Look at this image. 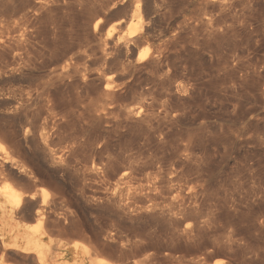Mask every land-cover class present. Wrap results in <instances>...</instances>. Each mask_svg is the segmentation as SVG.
<instances>
[{
    "label": "rangeland",
    "instance_id": "1",
    "mask_svg": "<svg viewBox=\"0 0 264 264\" xmlns=\"http://www.w3.org/2000/svg\"><path fill=\"white\" fill-rule=\"evenodd\" d=\"M44 1L0 0V41H19L24 31L22 58L31 65L26 81L8 68L0 75V111L9 107L7 95L33 93L60 66L79 75L69 73L63 86L54 78V111L62 117L55 115L52 132L59 128L73 173L58 191L38 184L48 196L46 212L79 220L88 237L92 230L113 235L131 251L130 261L146 255L157 262L151 264H175L170 256L186 264H264V0H147L157 26L130 44L133 54L107 36L119 19L94 29L95 18L118 0ZM121 1L107 18L134 2ZM147 48L146 62H134ZM108 75L117 85L106 99Z\"/></svg>",
    "mask_w": 264,
    "mask_h": 264
},
{
    "label": "bare ground",
    "instance_id": "2",
    "mask_svg": "<svg viewBox=\"0 0 264 264\" xmlns=\"http://www.w3.org/2000/svg\"><path fill=\"white\" fill-rule=\"evenodd\" d=\"M42 1L43 0H37V2L39 4ZM99 1H101V2L98 4L102 3L103 5L105 4V2H107V4H108V2H110L108 0H99ZM118 1L112 2L111 6L109 5L111 7L110 10H117V8L120 5H123L122 1L121 2H118ZM150 1L152 2V0H150ZM202 1H204V0H202ZM153 2H155V1H153ZM212 2H213V0H212ZM83 3H85V1L82 2V4ZM146 3H147V0H134V2L131 5L127 6V8H125L123 10L122 9L118 10L117 12L113 13L109 18H107V15H109L110 10L107 9L103 12V15L99 16V18L95 16L96 17L95 19H97V20L94 23V29H96L97 27H100L99 25L103 21L107 22L110 19L111 20L112 19H119L117 21L112 22L111 25L109 24L110 21L108 22L109 27H107L108 29L106 28L108 30L107 31L108 35H107V32L105 35H107L110 38L113 36L116 38L118 37L115 40H117L116 42H117V45H119V50L123 51V52L121 51V53H124V50H125L127 52L130 51V53L133 54V50L130 49V44L132 42L134 43L135 40L138 43L139 40H142L146 36L149 37V34L153 31V27L155 28V26H157V25H154V24H156V21L153 18L154 15H152L153 14L152 11L147 8ZM202 3H204V2H202ZM94 4H96V3H94ZM153 6H155V4ZM212 6H213V3H212ZM37 7H38V5H37ZM149 7H150V5H149ZM157 7H158V5H157ZM120 8H122V7H120ZM2 9H4L3 6H2ZM33 9H35V8H33ZM20 10H22V9H20ZM20 10H18V11H20ZM102 10H104V8ZM129 12L132 13V15H130V16L133 19H132V21H129V22L126 21L125 22V20H123L122 17H125V15H127V13H129ZM19 14H21V12ZM22 14H23V12H22ZM24 14H25V12H24ZM24 14L22 15L23 17L26 16ZM157 14H159V13H157ZM3 15H4V13H3ZM22 16L20 15V17H22ZM155 16H158V15H155ZM95 19H93L92 21L94 22ZM22 20H24V19H22ZM171 20H172V18H171ZM13 23H15V22H13ZM18 23H17V25H18ZM1 24H2V22H1ZM22 24H23V21H22ZM25 24H24V26H25ZM18 27H19V25H18ZM20 27H21V25H20ZM14 29H16V27ZM14 29H12V30H14ZM18 29H16V30H18ZM8 30H10V29H8ZM20 31H19V33H21V35L19 34V36H20L19 41H16V40L10 41L11 39L7 36L6 37L9 38L8 40L5 39L6 37L4 38L5 40L1 38L2 40L0 41V75H2L5 72L4 70L8 68L9 71L8 70L7 71L13 78H15L14 76L17 75L16 76L17 79L19 76V79L21 78L24 81H26L25 70H26V67L28 66L29 63L26 64V61H24V59L22 58L23 53H21V51H22L23 46L21 43L24 41L22 39V37L24 35V34H22V32L24 33V31H22V32H20ZM7 34H8V31H7ZM12 35H14V34H12ZM107 36H106V38H107ZM10 37H11V35H10ZM12 38H13V36H12ZM24 38L26 39V37H24ZM108 39L109 38H107V40ZM104 41L106 43L105 45L107 46L108 43L106 42V40H104ZM145 42H147V41H145ZM24 43H26V42H24ZM142 45H140V46H142ZM145 45H146V43H145ZM27 46H28V44H27ZM106 46H104V47H106ZM134 46H136V45H134ZM143 47H145V46H143ZM30 48H31V45H30ZM148 49L149 48H147L146 52H143V53H140L137 51L134 62H137L139 64V62L143 61L144 59L146 60V58L148 56L147 51L150 50V49L149 50ZM139 50L141 51L142 49H139ZM103 52H104V50H103ZM158 52H160V51H158ZM105 53L107 54V51H105ZM33 56H36V54L35 55L32 54L31 59L34 58ZM105 56H102V57L105 58ZM122 56H126V55H122ZM150 56L151 55H149L148 58H151ZM159 56H161V55H159ZM157 58H158V56H157ZM160 58H162V57H160ZM154 59H156V58H154ZM106 60H107V58H106ZM130 60H134V59L130 58ZM18 61H19V63H18ZM29 61H31V60H29ZM107 61H109V60H107ZM158 61H160V60H158ZM143 62H146V61H143ZM121 63H123V62H121ZM124 63H123V65H124ZM126 63H127V61H126ZM151 63H153V62H151ZM155 63H157V62H155ZM65 64H66V62H65ZM60 67H62V70H59V73L57 71L56 73H58V74H56L54 72V74H56V75H54L55 76L54 78H58L57 81L59 82V84H57V82H56L57 85H62L65 78H68V77L70 78L69 73H71V77H72V74L74 72L73 70H72L73 72H69V73L67 72L70 70V69L66 70L67 67H69V66H67V67L66 66L65 67L60 66ZM60 67H59V69H60ZM53 68H55V67H53ZM127 68H128V66H127ZM130 69L131 68H129V70ZM49 71L50 72L47 71L48 74H52V72H51L52 69ZM29 72H30V70H29ZM76 73H77V71H76ZM127 73L129 74V72H127ZM109 75H108V77H106V81L104 82L105 85L103 86L104 89H102L103 90L102 95L104 94L103 96H105V98L106 97L110 98V96H106V95L110 94L111 87L114 86V85H112L114 83V82H112V77ZM45 76H46V74H45ZM47 76H49V75H47ZM74 76H76V75H74ZM41 77H44V76H41ZM76 77H78L77 78V80H78L79 75H77ZM115 77H116V74H115ZM5 78H7V77H5ZM54 78H53V76H52V79L50 77V79L52 80L51 82H47L46 80H45V82H42V80L40 79L42 84H41V82H39L40 84H36L37 86L34 83V85L36 86L34 88V92L29 93L27 91L29 93V94H27V96L23 94L24 97L26 96L25 98L23 96L21 98L20 95H22V94L19 95L20 99H18L17 97H13L14 93H13V95H7V98H9V100H7V101H9V107H7L6 112L2 111L3 107L0 106V108L2 107L1 111L4 113L5 116H7L6 117L7 122L9 121L8 123H4L3 122L4 120L0 119L2 121V122H0V261H1L0 264H5L6 263L5 261H13V262H17L19 264H151L150 262L151 261L153 262V259H151L152 257H150V256L145 257L146 256L145 255L144 257L142 256L141 257L142 259H141L140 258L141 254L138 256L139 253L137 254V256L139 257V259H141L140 261H138V260L130 261V260H132V258L130 257V255H129V257H127V256H128V254H130L131 251L129 250L130 252L127 254V252L124 251V248H126V247L124 246V244L122 242H119V244H118L117 240L114 242L115 239H114V237H112L113 235L111 237L107 236L106 234H105L106 236H103V234H101L100 231L97 232V230L96 231L92 230L94 228L92 226V224H88V228L90 229V231L92 230V232H91L92 236L88 237L84 233V231H85L84 224L81 223L79 220H75L73 217H63V216L62 217L61 216L60 217H53L50 215L49 212H46L45 208H46V205H48L47 204L48 199L46 200V198L48 196H46L42 190H40V191L35 190L36 187H38V184L46 182V183H48V185L50 184V186L54 187V189H55L54 191H58V188L60 189L59 184L60 183L62 184L63 178L66 175L73 173V170H72V172L69 171L71 169H69V165L67 163L68 160L66 159V155L68 153L66 154L65 150L61 149V147L59 146L60 144H58V143H61V140L58 138V136H56L57 135L56 132L59 130V128H58V130L56 129V130H54V132H52L53 128L57 127L56 126L57 122H55V121L59 117H62V113H61L60 109H58V111L56 113L54 111V110H56L55 109L56 108L55 102H54V99L56 97H54V94H56L55 91L57 89L56 84H55L56 79L54 80ZM73 78H75V77H73ZM83 78L85 81V77H83ZM116 78H114V79H116ZM68 79H66V80H68ZM86 79H87V77H86ZM71 81H70V83H71ZM116 81L119 82V79ZM67 82H69V81H67ZM82 82H80V83H82ZM114 84H116V83H114ZM71 86H72V84H71ZM75 86L79 87L78 85H75ZM30 87H31V85H30ZM69 87H70V85H69ZM21 89L24 90L23 88H21ZM21 89H20V91H21ZM72 89L74 90L76 88L73 87ZM115 89H116V87H114V90ZM26 90H28V89H26ZM26 90H24L23 92H25ZM84 91H86V90H84ZM14 92H15V90H14ZM57 92H58V89H57ZM76 92H78V91H76ZM6 94H8V93H6ZM9 94H12V93H9ZM16 94H15V96H16ZM76 94H78V93H76ZM76 94H75V96H76ZM60 98H61V96H60ZM73 98H74V96H73ZM1 102H3V101H1ZM57 103H59V102H57ZM6 104L7 103H5V105ZM66 104H68V103H66ZM133 109L136 110L135 108H133ZM1 111H0V113L2 114ZM59 111H60L61 115L59 114L58 115L59 117L57 116V119L55 120V118H56L55 115ZM63 116H64V114H63ZM61 123H59V124H61ZM58 127H60V126H58ZM60 137H61V134H60ZM64 141H65V139H64ZM56 145H58L59 148H57L58 146L56 147ZM69 149H70V147H69ZM70 151H71V149H70ZM67 158H68V156H67ZM77 164H78V162H77ZM75 174H76V172H75ZM123 176H124V173H123ZM76 177H78V175H76ZM119 179H121V178H119ZM32 189H34L36 192L35 191L32 192L33 191ZM48 189H50V188H48ZM58 197H59V195H58ZM38 198H39V200H37ZM47 208H48V206H47ZM49 209H50V207L48 208V211H49ZM57 211H59V209ZM24 212H30V213L33 212V213L30 215V217L29 216L28 217H20V216H22L21 214ZM24 218L31 219L32 222L34 221V224L32 223L33 225H31V224L28 225L29 223L28 224L26 223L27 226L22 225L23 222L21 224V221H23L22 219H24ZM28 221H30V220H27V222ZM86 222H87V220H86ZM87 223H89V222H87ZM185 228H187V226H185ZM118 241H119V239H118ZM111 243H113V244H111ZM129 247L130 246H128V249H130ZM123 251L127 255H125L123 253ZM137 252H140V251L138 250ZM137 256H136V259H138ZM129 258H131V259L129 260ZM169 258L171 259V262H173L172 260H174L175 264H186V262H183V259H180V258L174 259L171 256ZM154 259H155V257H154ZM165 259H167V258H165ZM165 259H163L164 261L162 259L161 260L163 262H165ZM170 259H169V261H170ZM159 260L160 259H158V261ZM155 262H156V260H154L153 263H155Z\"/></svg>",
    "mask_w": 264,
    "mask_h": 264
}]
</instances>
